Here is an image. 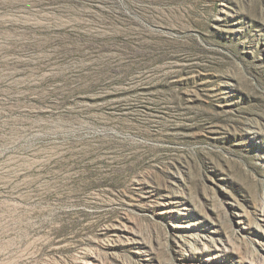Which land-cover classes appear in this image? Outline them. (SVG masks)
Listing matches in <instances>:
<instances>
[{
    "label": "rangeland",
    "instance_id": "rangeland-1",
    "mask_svg": "<svg viewBox=\"0 0 264 264\" xmlns=\"http://www.w3.org/2000/svg\"><path fill=\"white\" fill-rule=\"evenodd\" d=\"M0 264H264V0H0Z\"/></svg>",
    "mask_w": 264,
    "mask_h": 264
}]
</instances>
